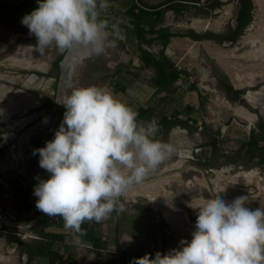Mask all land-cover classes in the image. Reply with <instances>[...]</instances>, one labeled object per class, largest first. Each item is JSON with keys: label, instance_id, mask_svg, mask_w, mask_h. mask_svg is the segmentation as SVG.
I'll return each mask as SVG.
<instances>
[{"label": "rangeland", "instance_id": "1", "mask_svg": "<svg viewBox=\"0 0 264 264\" xmlns=\"http://www.w3.org/2000/svg\"><path fill=\"white\" fill-rule=\"evenodd\" d=\"M21 1L24 0H0V48L5 46V49L0 50V224H5L13 233L21 236L30 235V221L40 211L32 207L33 211L29 214L18 204L17 186L25 188V194L32 197L31 201L33 198L38 199L33 190L39 182L37 177L44 179L45 170L39 167V155H33V149L42 148L52 140L63 121L66 110L56 100L62 99L71 88L88 86L112 93L133 110L141 104L151 103L159 109L166 108L169 115L176 113L184 119L185 106H189L193 109L190 117L194 120L189 121L188 127H172L163 142L173 144L176 153L141 184L133 186L130 190L136 191L132 196L120 198L123 210L113 212L109 219L98 223L96 233L101 238V248H93L82 238L74 240L73 235L66 231L69 233L66 241L72 242L69 253L61 248L63 242L62 245L56 242L54 248L59 253L66 251L62 254L65 256L68 253L72 260L58 264L119 263L122 256L116 250V241L126 252L137 251L140 256L150 254L154 258L157 251L165 254L180 247L181 239L191 240L198 208L207 199L215 198L218 192L229 203L236 197L247 196L248 208H260L258 202L264 198V165H252L253 161L248 155H242L236 163H229L223 156L233 155L259 118L264 121V60L239 57L249 50L242 38L252 34L258 27L255 19L258 6L255 2L251 23L234 43L193 41L187 36L170 38L164 53L177 68L187 71L188 80L178 79L174 83V96L177 99L165 102L159 98L162 94H156L152 82L153 69L142 63L137 45L123 35L124 25H127L124 11L130 4L129 0H108L109 8L104 13V18L110 23L120 21L123 39L117 42V47L108 48L104 54L73 65L66 88L61 86L60 64L58 70L54 66L60 54L53 48L39 55L28 47L34 46L37 41L34 35L29 34L28 28L21 24L25 12H8L4 9ZM139 1L156 4L163 0ZM210 1L199 0L195 4L201 8L191 7L185 12L168 9L159 23L145 18V25L155 24L172 31H185L197 29L192 23L199 20L205 25L198 28L197 32H222L227 23H235L237 0H220L221 5L214 10L203 6ZM207 41L213 42L224 52L222 58L212 53ZM142 46L154 53H158L161 48L158 41ZM222 64L242 66L244 69L241 73H246L251 85L235 86ZM120 65L121 73L115 77V70ZM220 71L227 75L234 89L241 90V96L257 113L230 100L218 89L217 75ZM115 81L126 88L124 92L115 93ZM239 105L249 112V119L235 113ZM29 116L34 118L24 123V119ZM44 118H48L47 123H44ZM204 123L206 128L203 127ZM217 130L220 151L212 156L211 148L206 143ZM3 133L8 134L6 140ZM207 159L211 167L202 165ZM248 171H252L249 176L237 175ZM21 179L24 184L20 182ZM11 216H15V219ZM127 260L130 262L129 258ZM25 261L24 254L0 237V264H20ZM32 264L39 262L34 260Z\"/></svg>", "mask_w": 264, "mask_h": 264}, {"label": "clouds", "instance_id": "2", "mask_svg": "<svg viewBox=\"0 0 264 264\" xmlns=\"http://www.w3.org/2000/svg\"><path fill=\"white\" fill-rule=\"evenodd\" d=\"M37 2L21 24L36 37L28 47L39 55L54 48L80 63L123 39L120 21L104 18L108 0ZM56 102L66 109L63 121L54 138L32 153L50 174L46 180L37 177L35 207L48 217H62L65 230L78 240L86 235L82 224L100 223L123 210L120 198L177 149L156 139L155 121L139 123L135 110L104 89L74 87ZM2 135L6 140L8 134ZM219 193L198 208L190 241L181 239L178 248L129 264H264V207L251 210L247 196L229 203Z\"/></svg>", "mask_w": 264, "mask_h": 264}, {"label": "trees", "instance_id": "3", "mask_svg": "<svg viewBox=\"0 0 264 264\" xmlns=\"http://www.w3.org/2000/svg\"><path fill=\"white\" fill-rule=\"evenodd\" d=\"M117 1V0H110ZM130 4L124 11L127 25H124L123 35L125 39L131 43L137 45L140 52V59L142 63L153 69L152 82L155 86L156 94H162L161 101L169 102L171 99L176 100L174 96L176 94V87L174 83L181 79L182 81L188 80V73L185 69H179L174 62L164 53V48L168 44L171 37L175 36H187L193 41L199 40H212L216 43H224L225 41L234 43L243 34L246 27L251 23L252 14L254 10L253 0H237V8L234 17L235 23H227L224 31H212L205 30L197 32L193 29H187L185 31H172L164 26H157L151 24L148 27L145 25V18L153 19L156 23H159L168 9H172L174 12H185L191 7L200 6L195 4L199 0H163L156 4H146L139 0H129ZM221 5L220 0H211L209 3H205L203 6H208L209 9H216ZM38 7L37 0H24L14 6L4 8L8 12L23 11L26 14H30L34 9ZM154 41H158L161 48L158 53H154L142 45H151ZM64 54H60L55 60L54 66L58 68L59 62L62 60ZM122 66L120 65L115 70V77L121 73ZM194 86V85H192ZM217 87L222 90L227 97L232 101H237L250 111L257 113V111L245 101L241 96V90L234 89L230 83L227 75L220 71L217 75ZM125 87L120 84L119 81L114 82V91H124ZM62 106V105H61ZM240 106V105H239ZM63 109H65L62 106ZM66 110V109H65ZM192 107L185 106L184 114L185 118L182 119L178 114L174 113L169 115L166 108L159 109L155 104L147 103L141 104L136 107L135 111L138 113L137 121L147 125L148 123L155 121L158 126L156 133V139L165 141L172 127L176 125L189 126V121L194 119L191 116ZM206 128V124H203ZM219 131H215L210 135L209 141L206 143L210 146L211 155H216L220 149L218 147L217 136ZM160 135V136H159ZM36 147V146H35ZM233 155H223L227 158L229 163H236L242 155H248V158L253 161L252 165L263 166L264 165V121L260 117L254 127H251L246 139L240 142ZM204 167H211L209 159L203 161ZM45 176L48 179L50 174L45 172ZM35 221L30 224L28 230H30L34 237L30 240H24L20 235L13 233V231L5 224H0V237H4L6 243L14 244L21 254L26 256V261L20 264H32L33 260L37 257L45 259L43 264H58L64 260H72V256L66 254L65 251L59 253L53 248V244L56 241L64 239L66 232L56 231L49 229L52 226L64 227V221L62 217H48L43 213H37L35 215ZM98 223L85 222L82 224V229L86 231V235L81 238L89 242L95 249L101 248L102 241L100 236L96 233ZM116 250L122 256V260L115 264H129L127 258L130 261L133 258L142 257L137 251L126 252L120 244L116 241ZM164 254V252H161Z\"/></svg>", "mask_w": 264, "mask_h": 264}, {"label": "bare ground", "instance_id": "4", "mask_svg": "<svg viewBox=\"0 0 264 264\" xmlns=\"http://www.w3.org/2000/svg\"><path fill=\"white\" fill-rule=\"evenodd\" d=\"M254 2L258 6V12L255 15V19L257 21V29L254 31L252 34L244 36L242 39V42L244 43V46L248 45L249 50L244 51L242 54L239 55L241 58H245L248 60H255V59H263L264 60V0H254ZM192 25L196 27L197 29L205 25L204 23L200 21H193ZM215 56L218 58H222L223 56V51L220 50L213 42L207 41L206 42ZM190 44V43H189ZM3 45V44H2ZM190 47V46H189ZM1 49H5V46H1ZM194 53V52H193ZM76 63L71 60L70 56L65 55L64 59L61 60L60 62V69H61V75H60V80L61 81V86L62 88H66L69 86V84L66 82L69 78V76L72 73L73 70V65ZM224 69L226 70L227 74L229 75L230 79L232 80L233 84L235 86H248L251 85L250 81L248 80L249 78H246L245 74H242L241 72L243 71L244 68L242 66H239L238 64L234 65H226L222 64ZM252 66V65H251ZM249 74V73H248ZM235 113L243 116L247 119L248 113L245 108L242 106H239L235 108ZM37 128V126H36ZM17 155V153L15 154ZM252 171L248 172H243L242 174H237L238 176H249L251 175ZM141 189V188H140ZM136 190H129L126 194V196H132L135 193ZM142 193V192H141ZM259 207H264V198L259 200L258 202ZM2 257V256H1Z\"/></svg>", "mask_w": 264, "mask_h": 264}, {"label": "crops", "instance_id": "5", "mask_svg": "<svg viewBox=\"0 0 264 264\" xmlns=\"http://www.w3.org/2000/svg\"><path fill=\"white\" fill-rule=\"evenodd\" d=\"M253 3H254V0H253ZM195 21H199V20H195ZM201 22V21H200ZM126 89V88H125ZM125 91V90H124ZM123 91V92H124ZM118 92H121V91H118ZM115 93H117L116 91H115ZM136 109V108H135ZM134 109V110H135ZM46 172V171H45ZM44 179L46 180L47 178H46V176H44ZM24 180V179H23ZM20 182H23L22 181V179H21V181ZM22 184H24V182L22 183ZM18 187V191H19V197H18V199H17V202H18V204L25 210V211H27L29 214H31L32 213V207H35V202H36V200L37 199H35V198H33V200L31 201L30 199L32 198V197H30L29 195H26L25 194V188L23 187V186H17ZM35 216L32 218V220L30 221V224L32 223V222H34L35 221ZM30 226V225H29ZM28 226V227H29ZM56 226H52V227H50L49 229H51V230H56V231H62V232H66V230L64 231V227L63 228H58V227H56ZM29 232H31L30 230H29ZM31 234L33 235V233L31 232ZM67 234H69L68 232H66V235L64 236V239L63 240H59V241H56V242H61V245H62V242L64 243L63 244V246H61V248L63 247V248H65L66 250H67V252L69 253V249L71 248V246H72V242H68V241H66V236H67ZM32 237H34V235L33 236H28L27 238H24V237H22L21 236V238L22 239H24V240H30V238H32ZM81 238V237H80ZM5 239V238H4ZM56 242L53 244V248H54V246H55V244H56ZM8 244V243H7ZM12 248H15V249H17L16 248V246L14 245V244H9ZM55 249V248H54ZM66 252V251H65ZM67 253V254H68ZM34 260H37L38 262H39V264H43L44 262H45V259L44 258H41V257H37V258H35ZM33 260V261H34Z\"/></svg>", "mask_w": 264, "mask_h": 264}, {"label": "water", "instance_id": "6", "mask_svg": "<svg viewBox=\"0 0 264 264\" xmlns=\"http://www.w3.org/2000/svg\"><path fill=\"white\" fill-rule=\"evenodd\" d=\"M195 30L197 31V29H195ZM64 57H65V54H64L62 60L64 59ZM60 62H61V61H60ZM60 62H59V64H60ZM225 73H226V71H225ZM226 74H227V73H226ZM33 118H34L33 116H29V117H27L26 119H24V123L30 121V120L33 119ZM23 125H24V124H23Z\"/></svg>", "mask_w": 264, "mask_h": 264}, {"label": "built area", "instance_id": "7", "mask_svg": "<svg viewBox=\"0 0 264 264\" xmlns=\"http://www.w3.org/2000/svg\"><path fill=\"white\" fill-rule=\"evenodd\" d=\"M11 218L12 219H15V216H11ZM15 234H17V233H15ZM30 235H28V236H33L32 234H31V232L29 233ZM18 235H20V234H18ZM21 236V235H20ZM26 237H27V235H25ZM25 236H22V237H25Z\"/></svg>", "mask_w": 264, "mask_h": 264}]
</instances>
